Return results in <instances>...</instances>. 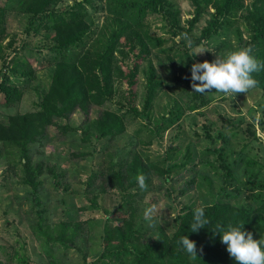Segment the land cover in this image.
<instances>
[{
	"label": "trees",
	"instance_id": "obj_1",
	"mask_svg": "<svg viewBox=\"0 0 264 264\" xmlns=\"http://www.w3.org/2000/svg\"><path fill=\"white\" fill-rule=\"evenodd\" d=\"M92 1L77 0L69 4L66 0H7V4L0 8V61L4 66L0 67V94L6 106L22 100L26 90L24 84L36 74L30 62V57L35 58L31 48L24 54L12 55L7 61L9 54L5 55L2 42L9 36L5 23L6 12L11 11L7 10L8 7L26 20V34L45 29L48 40L44 46H38L37 51L45 48L50 54L45 58L50 69V82L45 89L39 90L35 106L25 112H7L5 118L0 111V117L3 115L0 118V158L8 160L16 175H19L18 170L22 172L18 183L26 188L25 204L29 205L25 211L32 214L25 217L28 226L42 240L43 251L53 257L50 264H60L55 249L63 247L64 256L65 250L80 237L82 227L88 223L73 219L54 223L48 220L47 214L52 212L44 192L45 181L50 180L56 188L63 186L64 192L70 188L69 184H64L63 178L68 174L65 166L57 163L58 156L33 163L35 145L56 141L55 136L47 135L49 127L54 125L59 130V143L67 144L72 133L81 132L79 148L70 151L67 158L62 156L74 165L86 162L81 168L85 170L87 180L81 178L80 169L74 172L84 183L82 190L72 189L85 199V204L78 210L99 209L101 199L109 190L119 192L125 200L117 211L106 210L105 247L90 264H237L220 242L219 233L212 228L218 224H243L254 238L264 236V164L254 157L256 154L251 157L245 152L247 146L240 150V158L231 157L228 142L230 134L236 135L231 130L235 123L222 116L224 131L215 129V134L211 124L203 125L205 137L210 141L205 148L196 152L190 142H185L186 139L182 145L179 137L180 140L170 142L164 152L152 156L150 146L154 141L159 139L161 144L167 129L175 125L183 127L187 112L208 105L209 99L205 93L190 94L184 88L181 92L187 97L186 104L171 96L168 103L155 111V99L164 82L158 75L152 52H164L171 61V69L177 66L176 61L184 60L187 53L165 47V38L154 36L147 30L145 19L149 14L161 15L167 22L164 28L171 31L173 37L184 36L189 35L209 7L211 15L195 41L197 44L204 38L220 34L228 17L243 10L250 31L244 47H251L258 61L264 62V0H249V3L246 0H191L195 14L188 20L187 27L181 24L180 11L171 0H104L105 5L95 8L107 14L104 24L99 27L87 6ZM16 36L11 37L8 46L13 45ZM156 57L159 58L158 54ZM187 57L189 63L193 62L190 55ZM179 67L180 72L174 74L173 80L189 85L186 69ZM140 73L145 80L142 93L138 91ZM252 75L256 80L255 87L264 93V69ZM93 106L101 108L97 117L86 118L79 125L70 121L76 111L87 116ZM254 111L252 109L250 113ZM252 119L253 122H247L246 130L250 136L258 138L254 114ZM258 123L264 127V111ZM132 124L136 126L128 134V127ZM178 136L179 133L175 135ZM123 137H127L126 148L117 147L110 151V142ZM217 141L222 144L217 145ZM179 155L180 159H177ZM191 162L194 164L188 170L192 174L185 181L187 186H183L188 189L195 184L202 188L205 182L209 189L201 196L202 203L184 204L175 217V230L171 234L161 224L146 225V221L139 218L137 199L146 194L154 176L169 182ZM207 167L215 177L207 174ZM242 167V177H239L237 172ZM201 169L205 170L204 174ZM137 176L144 177L143 189L139 187ZM184 189L181 193L186 192ZM64 199L62 195V204H66ZM123 205H127L124 210ZM201 206L209 224L192 232L189 227L192 210ZM52 207L57 210L56 204ZM62 207L63 212L68 210L70 217L71 212L76 214L71 207ZM121 211L125 214L117 216ZM152 230L156 232L155 239L148 237ZM182 235L196 242L198 256L194 259L189 258L179 245ZM114 243H117L116 247ZM20 258L24 264H29L27 252ZM84 258L85 264H89L87 257Z\"/></svg>",
	"mask_w": 264,
	"mask_h": 264
},
{
	"label": "rangeland",
	"instance_id": "obj_2",
	"mask_svg": "<svg viewBox=\"0 0 264 264\" xmlns=\"http://www.w3.org/2000/svg\"><path fill=\"white\" fill-rule=\"evenodd\" d=\"M75 1L77 0H66L69 4H73ZM171 1L180 11L181 24L187 27L188 20L195 14V7L192 1ZM246 2L249 3V0H246ZM6 4L7 0H0V8H3ZM102 5H105L104 0H93L90 3H87L89 10L93 14L95 25L99 27L104 24L107 14L102 9L97 11L95 8H100ZM7 10H11L10 12H6L5 16V23L9 36L2 42L5 55L9 54L7 61H9L12 55H15L16 53L24 54V52H28V48H31L35 58L30 57V62L33 64V67H35L36 74L30 82L24 84L26 90L21 101L13 103L12 106L9 107L5 105L3 95L0 94V111L4 115V118L6 117L7 112L15 113L18 111L25 112L27 110H31L33 106H35V102L39 99V90L45 89L50 82V69L47 67L48 60L45 59L49 57L50 54L45 48H42L40 52L37 51L39 48L38 46H44L48 40L44 35L45 29L41 28L38 33L32 32L31 35H28L24 31L26 20L16 11H12L14 9L8 7ZM206 10L207 11L204 15L194 24L189 35H178L176 37H173L172 32L167 31L164 28L167 22L161 15L149 14L146 17L145 21L147 23V30H149L154 36L165 38V47L178 48L180 52H184V54L187 53L184 60L181 62L179 61V63L176 61L177 66H174V69H171V61L167 59L164 52H157L156 50L152 52L154 53L152 56L154 58V62L157 64L158 75L164 82L163 89L158 92L155 99L154 104L156 106L153 107L155 108V111H157L160 106L168 103L171 96H176V98L178 97L182 103L184 102V104H186L187 97L185 96V93L181 92L184 88H187L190 94L193 93L191 83L187 85L184 82L176 83L173 80L174 74H179L180 72V65L184 66L190 79V67L193 62L203 61L205 59L211 61L215 58L217 53L222 54L229 50L244 47V44L247 42L250 36V31L243 15L244 11L241 10L228 17V20L225 22V27L222 29L220 34H215L210 39L204 38L196 44L195 41L200 36L203 27L207 25L208 18H210L211 15L212 9L208 7ZM14 35H17L15 42L12 46H8L9 42H11V37ZM189 41L191 42L190 45ZM25 45L27 46L26 48H24ZM202 49L205 50L201 53L195 54L196 51ZM156 54H158L159 58L156 57ZM189 55L193 60L191 63H189V59L187 57ZM163 60L164 64H161ZM0 67L4 68L2 61H0ZM144 81L145 80L140 73L138 83L139 93L144 92ZM204 95H206L209 99V104L204 105L195 111H188L185 116L183 127H177V125H175L167 129L161 140L162 143H158V139L150 146L152 156L155 157L156 153L164 152L170 142H178L180 138L182 140V145L185 144L183 140L186 139L185 142H190L196 152L205 148L208 146L210 141H208L205 137L203 125L205 123L211 124L213 133L215 134L217 133V129H222L224 131V129L221 128V125L223 124L221 118L222 116L223 118L232 120L235 123V126H232L231 130H234L236 135L234 136L230 134L228 142L231 157L240 158V150L247 146L245 152L251 157L256 154L254 157H258L260 162L264 164V127L262 124L258 123V120L263 115L264 111L263 91L254 86L246 93H236L235 95L214 91L207 92ZM137 102L139 103V99ZM250 109L251 111L252 109L255 111L250 113ZM100 110V107L93 106L87 116L76 111L71 115L70 121L79 125L86 118L97 117ZM2 114L1 117L3 116ZM253 114L256 116L255 128L258 138L250 136L246 130L248 127L247 122H253ZM135 126V124H132L128 127V134H130V132L132 133ZM178 133L179 136L175 137ZM58 134L59 130L57 127L54 125L50 126L47 135L48 137L55 136L54 138L56 141L51 142L49 140L45 143V145H35L33 151L34 164L39 160H45L47 157L53 158L54 156H58L56 159L57 163H61L65 166V171L67 170L68 174L67 177L63 178L64 184L70 185L67 192H64L63 186L60 185L56 188L55 184H52L50 180L47 179L45 181L44 192L47 194L49 203L48 206L51 208L52 212V214H47L50 217L48 220L54 223L62 219H73L81 222L88 221V223L82 227L83 229L80 232V237L76 239L75 242H71V247L65 250L66 253L64 256L63 247H57L55 249L57 255L56 260L60 264H85L84 256H86L87 262L90 264L105 247L103 229L108 216L106 210L117 211V207L125 203V200L123 201L119 192L109 190L101 201L99 199V209L78 210V208L85 204V199L82 196L75 194L72 189L78 188L79 190H82L84 183L78 180V178L74 175V172L80 169L81 178L83 181L87 180L86 172L83 168H81V165L84 166L86 162L81 161L74 165L62 159V156L67 158L70 151L75 150L77 146L79 148L81 132H78L76 135L72 133L69 137V143L67 144L62 142L59 143V141H57L60 138V135ZM145 135L146 134H144V136ZM93 137L96 140L95 133H93ZM126 139L127 137H123L118 141H111L109 150L113 151L117 147L125 149L127 146L125 142ZM221 144V141H217V145ZM184 151L185 148L182 152ZM176 158L180 159V155L176 156ZM211 158L213 159L214 157L211 156ZM87 162L89 163V160H87ZM193 164V162L189 163L187 168L181 169V173L177 176L174 175V180L169 182H165L162 177L154 176L150 185L146 188V194L143 195V198L137 199L139 212L141 213L139 218L144 219L143 212L146 208L153 209V222H146V225L155 226L157 224H161L167 229L168 233L171 234L175 230V217L181 212V207L184 204H198L200 201L202 203L201 196L209 189L205 182L202 188L195 184L189 186L188 189H184L185 187L183 186L186 185L185 181L188 180V176H191L192 174V171L189 173L188 169L192 168ZM205 170L207 174L215 177L211 168L207 167ZM205 170L201 169V173L204 174ZM256 170H258V168ZM242 171L243 167L237 172L239 177H242ZM18 173L19 175L22 174L21 170H18ZM19 175H16L15 170L10 166L6 158H0V264H24L20 256L26 254V252L29 264H50L53 257H49L45 251H43L41 246L42 240L33 234L27 224L28 219H25V217L32 216V214L28 215L25 211L29 204H25L26 199L24 198V194L26 188L18 183ZM262 175H264V169H262ZM182 189L186 190V192L181 193ZM18 195L20 198L17 197ZM62 195L65 198L64 201L66 204H62L60 201ZM126 202H129V199H127ZM54 204L57 205V210L53 209L52 206ZM61 207L65 209L71 207V210L76 212V214L71 212L72 216L70 217L68 215V210H66L67 212H63ZM126 207L127 205H123L122 210ZM124 214L125 213L121 211V213L119 212L116 215L121 216ZM115 223L117 222L115 221ZM118 223H120V221ZM148 237L155 239L156 232H154V230L150 231ZM113 245L116 247L117 243H114ZM16 251L19 252V254H17Z\"/></svg>",
	"mask_w": 264,
	"mask_h": 264
},
{
	"label": "clouds",
	"instance_id": "obj_3",
	"mask_svg": "<svg viewBox=\"0 0 264 264\" xmlns=\"http://www.w3.org/2000/svg\"><path fill=\"white\" fill-rule=\"evenodd\" d=\"M204 50H198L195 54ZM261 69H264V62L258 61L252 54L251 47L217 53L211 61L205 59L191 64L192 92L204 94L214 91L234 95L246 93L256 84L252 74ZM136 179L139 187L143 189L144 177L137 176ZM152 212V208L144 210L143 217L146 222H153ZM208 224L204 207H194L189 222L190 230L197 232ZM212 229L219 233L220 242L225 245L227 253L237 264H264V236L254 238L252 232L243 228V224H218ZM178 243L189 258L198 256L196 242L187 235H182Z\"/></svg>",
	"mask_w": 264,
	"mask_h": 264
}]
</instances>
